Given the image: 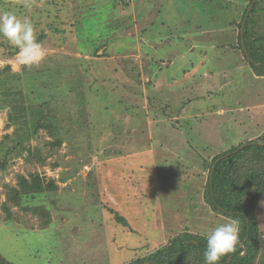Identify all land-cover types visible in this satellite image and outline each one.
Masks as SVG:
<instances>
[{
	"label": "rangeland",
	"instance_id": "obj_1",
	"mask_svg": "<svg viewBox=\"0 0 264 264\" xmlns=\"http://www.w3.org/2000/svg\"><path fill=\"white\" fill-rule=\"evenodd\" d=\"M26 1L50 9L56 0ZM69 5L68 22L74 25L69 39L62 43L57 36V47L51 39L41 43L47 54L38 65L22 66L17 55L5 58L0 46V69L10 64L20 74L0 81V156L8 160L0 170V254L15 264H121L168 244L186 227L207 234L230 222L204 199L207 172L197 152L207 157L264 132V76L242 58L234 22L244 0H73ZM94 10L95 32L82 25ZM90 30L91 36H106L84 41L80 34ZM198 43L207 51H198L193 45ZM102 44L106 51L94 49ZM228 68H234L230 75ZM57 70L64 73L55 76L63 94L56 90L50 99V92L41 106L51 111L53 134L46 127L34 133L29 123L36 112L23 113L25 124L11 122L12 102L4 99L20 91L14 104L33 105ZM225 93L231 94L229 102ZM219 100L226 105L207 110ZM28 134L31 138L22 141ZM55 139L61 144L48 143ZM28 147H38L42 162L26 161ZM30 172L57 185L23 204L49 210L46 228L27 208L9 203L8 215L1 207L7 187ZM255 213L264 233V197Z\"/></svg>",
	"mask_w": 264,
	"mask_h": 264
},
{
	"label": "trees",
	"instance_id": "obj_2",
	"mask_svg": "<svg viewBox=\"0 0 264 264\" xmlns=\"http://www.w3.org/2000/svg\"><path fill=\"white\" fill-rule=\"evenodd\" d=\"M48 2H50V0ZM71 2L73 4V0H56L55 5L49 9L37 6L36 3H31L26 0H22L20 3L17 1L0 0V12L10 11L14 12L21 19L25 17L29 18L35 27L37 41L41 44L51 39L53 44L56 45L58 41L57 36L62 39V43L66 42L69 39L68 36H70L68 34V29L74 27L73 23L68 22L69 17H71L73 13L69 5ZM250 5L251 8L248 11ZM242 9L243 11L239 17V21L234 20L239 27L238 44L242 53V58L244 61H248L247 63L258 75L264 76V0H244ZM115 10L116 9L112 11L113 15L115 14ZM247 11L248 15L246 16ZM95 15L96 11L94 10L91 15L86 14L84 20L82 19V25L85 26V24H87L88 28L93 26L94 32L97 28L96 24L98 18ZM243 20L244 27L241 30ZM92 30H90L89 33L85 31V34H80L84 41H91L92 39L96 41L95 39L106 36L105 33L91 36L90 32H92ZM180 43L178 44L183 46ZM189 44V48L190 46L192 48L194 45L198 48V51L202 48L207 51V46L202 43ZM179 45L176 50L181 49ZM230 45L232 46L233 43H230ZM0 46L4 49V53L2 54L3 57L11 58L16 55L17 50L2 37ZM57 46L58 44L56 47ZM83 46L85 47L86 45ZM95 46L96 47L93 45L96 51L106 47L105 44ZM104 49L106 51V48ZM84 51L87 50L84 49ZM84 51L83 53H85ZM106 53L107 52H104L103 55H106ZM202 54L203 53L200 54V64L204 62ZM191 64L192 67L195 65L199 66L198 62H191ZM234 68H228L224 71L230 75ZM185 71L184 69L183 72ZM63 74L64 73L59 70L55 71L51 77L52 83L47 86L46 89H44V87L41 88L45 91L43 92L42 98L33 102L34 104L31 106L27 107L21 104H14V100L22 94L20 91L14 93L12 96L6 97L4 101L12 102L10 108L14 109L12 112L15 113H10V121L13 123L14 121L16 123L17 121L21 123L23 121L25 124L28 117L27 115L24 116L23 113L28 112L30 114L36 112V118L31 120V124L29 123L34 133L39 130L40 127H46L50 130L49 133L53 134V129L52 131L50 129L52 126L48 120L51 111L48 107L42 108L41 106L45 105L50 99H54L53 94L56 90L60 92V95L63 94L55 78V76L63 77ZM10 75L11 77H17L20 74L19 72L12 71L10 64L0 69V81H4L5 77ZM196 76L197 75H195V77ZM229 77L231 78L232 76ZM224 78L225 76L223 79ZM223 79H221V81ZM13 87L12 85L11 90ZM224 88H226V86H224ZM50 92V99L45 100V97L47 94L49 95ZM230 96L231 94H224L225 102L230 101ZM56 102H58L57 98L55 99V103ZM225 105L226 104L219 100L216 106L207 108V110L211 111V109H213L215 111L219 107ZM31 107L34 109H31ZM30 138L31 134H28V139L23 137L22 141L29 140ZM22 141H19L18 144L21 145ZM48 143L51 145H58L61 144V140L55 139ZM27 149L28 154L25 157L27 162H42L41 160H43V157L38 147H35L34 150L30 147ZM197 155H199L202 161L203 169L207 172L202 191L204 199L209 203L213 211L227 216L230 220L236 219L239 221L240 244L237 245L235 251L224 256L219 264H264V233L259 230V220L256 217V213L254 214L255 206H257L261 198L264 197V132L255 139L238 142L230 146V148L214 151L207 157L204 155V152L201 151L197 152ZM6 159V156H0V170L6 169L8 163ZM16 181V186L7 187L6 200L1 207L8 215L10 214L8 207L9 203L17 205L20 208H27L37 214L41 219L40 227L46 228L49 225V210L44 205H32L33 207H30L23 206V204H30L32 202L29 201L43 196V193L57 190L55 181L53 179L45 180L43 175L36 172H30L26 177L18 175ZM193 192L196 194L198 189ZM114 218L118 222L126 224L125 219L118 215L117 212H115ZM205 236V233L194 232L186 227L181 232L173 234V236L168 239V244L157 247L154 246L152 249L121 264H205ZM0 264L15 263L7 260L0 254Z\"/></svg>",
	"mask_w": 264,
	"mask_h": 264
},
{
	"label": "clouds",
	"instance_id": "obj_3",
	"mask_svg": "<svg viewBox=\"0 0 264 264\" xmlns=\"http://www.w3.org/2000/svg\"><path fill=\"white\" fill-rule=\"evenodd\" d=\"M0 37L17 50V60L22 66L38 65L47 54L37 41L31 20L27 17L21 19L14 12H0ZM239 234V221L236 219L217 225L208 232L205 236V264H219L224 256L235 251L240 244Z\"/></svg>",
	"mask_w": 264,
	"mask_h": 264
},
{
	"label": "water",
	"instance_id": "obj_4",
	"mask_svg": "<svg viewBox=\"0 0 264 264\" xmlns=\"http://www.w3.org/2000/svg\"><path fill=\"white\" fill-rule=\"evenodd\" d=\"M250 8H251V6L248 8V11L250 10ZM247 15H248V12L246 13V16ZM243 27H244V20H243L242 25H241V30H242Z\"/></svg>",
	"mask_w": 264,
	"mask_h": 264
},
{
	"label": "crops",
	"instance_id": "obj_5",
	"mask_svg": "<svg viewBox=\"0 0 264 264\" xmlns=\"http://www.w3.org/2000/svg\"><path fill=\"white\" fill-rule=\"evenodd\" d=\"M190 78V80H191V77H189ZM193 91V90H192Z\"/></svg>",
	"mask_w": 264,
	"mask_h": 264
}]
</instances>
